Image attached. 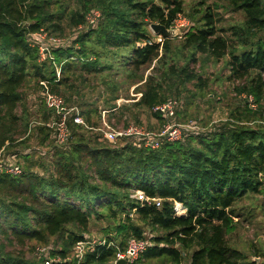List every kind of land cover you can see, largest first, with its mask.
Instances as JSON below:
<instances>
[{"label": "trees", "instance_id": "1", "mask_svg": "<svg viewBox=\"0 0 264 264\" xmlns=\"http://www.w3.org/2000/svg\"><path fill=\"white\" fill-rule=\"evenodd\" d=\"M227 2L244 13L242 23L219 26L213 8L202 3L174 47L172 38L158 42L148 27H172L184 13L183 0H0V150L25 142L19 138L29 129L30 113L19 109L31 82L42 89L40 82L47 81L68 102L81 97L77 82L86 84L89 76L106 73L112 92L122 82L137 84L141 96L135 106L164 124L168 118L153 108L179 99L189 84L205 91L209 79L196 66L202 59L216 64L228 58L232 92L245 98L242 111L213 129L185 130L180 140H164L157 149L101 142L97 135L88 136L93 130L70 119L72 137L55 147L48 175L24 167L19 175H0V235L31 244V250L50 245L53 254L66 256L77 242L93 238L86 235L92 221L108 219L113 225L104 228L107 242L122 250L131 238L149 244L134 264L154 259L183 264L187 258L189 264H250L227 235L242 218L236 205L264 193V0ZM92 9H99L102 18L79 29ZM40 31L56 38L76 32L68 42L52 45L50 56L40 61L34 36ZM150 68L153 72L145 76ZM122 72V82L112 81ZM38 98L45 109L39 119L45 123L52 112ZM117 99L106 98L109 106L102 109L97 98L81 103L80 112L96 127L94 116L99 120L103 110H124L112 103ZM35 127L45 135L43 141L51 136L47 126ZM12 154L25 160L30 156ZM138 190L160 205L133 198ZM175 202L183 204L186 214L176 213ZM6 248L0 242V264H40L23 251ZM117 249L98 246L80 264H114Z\"/></svg>", "mask_w": 264, "mask_h": 264}, {"label": "rangeland", "instance_id": "2", "mask_svg": "<svg viewBox=\"0 0 264 264\" xmlns=\"http://www.w3.org/2000/svg\"><path fill=\"white\" fill-rule=\"evenodd\" d=\"M156 2L160 3V0H156ZM183 2L184 13L179 15L180 19L177 21L178 23H174L173 26L169 28L173 30V35L167 37L173 39L172 43L174 47L179 45L189 26L193 24V18L191 17L192 14L195 13L196 9H200L203 5H209L213 8V11H215L219 19V26L229 27L231 25H238L244 21V13L233 10L227 0H183ZM202 3L204 4L202 5ZM197 17H199V15ZM182 23L184 25H182ZM148 29L154 36V39L157 40L158 35L151 29V25H149ZM75 32L76 31H73L71 35L69 34L66 37L60 38L68 42ZM202 60L205 62H200L196 68L198 71L205 73V77L209 79V88L205 91H198L194 84H189V91L185 92L179 99L176 97V100L179 102L176 116L171 120L168 119V122L182 124L185 129L188 130L203 132L213 129L215 125L221 121H226L229 119L230 114L231 116L237 115L239 111H242L243 108L240 105L243 104L242 100L245 98L244 96L238 97L232 92V82L227 80V76L230 73L229 68H227L228 58H225L216 64L213 61L208 62L205 59ZM40 61H42V59ZM113 61L114 64H117V59H114ZM154 65L155 63L153 66ZM114 71H116V68H114ZM152 72V68L146 70L145 76L151 74ZM104 75H91L89 76V80L86 84H83L80 81L77 82L78 94H81V97L79 95L74 96L73 101H66L67 105L78 106L80 108L81 103H89L97 98V105L101 109L108 108L109 105L105 103V99L118 95L119 99L114 100L112 103L117 106H121L124 110L120 109L115 111V109H108L107 117L112 128L116 130H123L131 125H141L145 131L157 133L161 130L163 123L156 118L152 112L144 107L135 106V103L141 96V92L138 90L137 84L132 85L130 81L122 82L124 78V74L122 72L121 76H114L112 81L119 80L123 84H121L118 91L112 92L111 89L113 85L108 86L105 78H103ZM111 84H113V82H111ZM38 96L41 97V89H38V87L34 85V82H31L30 85H28L26 97L19 109L20 114L23 110L30 113V123L31 121L36 120L42 122L39 118L42 117L45 109L42 107V103L40 101L41 99L38 98ZM83 108L86 109L85 107ZM94 118L99 125L101 122L100 119L98 120L96 116H94ZM193 123H195V127L190 128L188 125H193ZM250 123L253 124L254 122ZM30 127L31 124L29 125V129ZM28 131L25 135L19 138V141H22L23 139L25 142H22V144H16L15 147L9 150L7 149V152L23 153L20 155H27V153H30L28 160H25L23 157L17 158L16 160H20L19 163L24 168H30L34 172L41 175H48V169L52 168V153L56 146L62 147V145L57 144L53 132H51V136L47 140L43 141L45 135H40L37 127L33 126L30 133H28ZM87 134L88 136H91L92 134L97 135L99 136V141L106 142L114 146H120L124 142H131L132 144L140 147L142 146L143 140L142 138H119L116 142L111 143L104 139L102 133L99 131H90L87 132ZM262 204H264V193L261 194V196H254L251 194L238 203L236 207L244 213L242 214V220L237 222L238 225L236 231L230 232L227 235L230 245L243 251L247 255L246 262L250 264L251 262L253 264H264V207ZM242 205H244L246 209H244ZM108 225H113V222L108 219L101 221L94 220L92 221L86 235L96 239H106L107 234L105 233L104 228ZM52 240L56 241L55 238ZM0 242H4L6 244L7 251L15 253L23 251L26 253V257L29 260L34 262L39 261V263L42 264L41 259L36 254L35 248L32 250L30 249V247H32L31 244L22 246V243H19L16 240H12L10 242L9 239L4 238L2 234L0 235ZM33 245L35 247L38 244L34 242ZM143 264L170 263H165L164 260L154 259ZM183 264H189V259L187 258Z\"/></svg>", "mask_w": 264, "mask_h": 264}, {"label": "built area", "instance_id": "3", "mask_svg": "<svg viewBox=\"0 0 264 264\" xmlns=\"http://www.w3.org/2000/svg\"><path fill=\"white\" fill-rule=\"evenodd\" d=\"M102 18V12L99 9H92L86 16V23L79 27L83 29L86 26H95L99 20ZM174 23H178L177 21ZM182 25H184L182 23ZM158 35V42L163 43L164 35ZM37 38V41L40 43V59L45 60L50 56V47L52 45H58L63 42V39L49 36L45 31H40L34 35ZM58 77L61 76L60 69H57ZM43 88L41 89V97L45 101V105L52 112V117L45 123L40 121H32L31 127L28 131L30 133L31 128L37 124H43L47 126L52 132L56 139L58 145H66L71 137L72 131L69 127V120L71 119L73 123L77 125H83L86 129L99 131L102 133L104 139L114 143L119 138H142V145L145 147H150L152 149H157L160 147L163 140L168 142L178 141L183 137L185 130L184 125L173 122H166L162 125L161 130L157 133L152 131H145L141 125L138 126H128L123 130H116L111 127L110 121L108 119V110H103L101 112L100 124L96 127L90 126L84 116L80 112L78 106H69L66 103L65 98L57 93H54L50 90L47 81H41ZM250 101H253V98L249 97ZM179 102L176 99H168L167 101L156 105L153 108L154 112H159L169 120L175 118L177 107ZM140 126V127H139ZM190 128L195 127L193 125H188ZM17 158L12 154L8 153L6 148L0 150V175L10 174V175H19L22 173V165L16 160ZM133 198H136L140 201L150 202L151 200L156 201L157 205H160V200L151 199L146 197L144 193L140 190L136 191L133 195ZM175 211L178 215L186 214L187 209L180 202H175ZM148 243L142 239L131 238L127 244L126 249L122 250L118 247L117 244L113 242H107L106 239H88L77 242V244L72 249L71 253L66 256L61 254H53L52 246H38L36 248V254L41 259L42 264H80L85 259L86 255L96 251L98 246H115L117 247L116 259L114 264L119 259H127L128 264H134L135 261L140 257V255L147 249Z\"/></svg>", "mask_w": 264, "mask_h": 264}, {"label": "water", "instance_id": "4", "mask_svg": "<svg viewBox=\"0 0 264 264\" xmlns=\"http://www.w3.org/2000/svg\"><path fill=\"white\" fill-rule=\"evenodd\" d=\"M151 29L156 33V34H162L166 37H170L173 35V30L167 28L165 25L160 24V23H153L151 25ZM115 264H128V260L127 259H119L118 261H116Z\"/></svg>", "mask_w": 264, "mask_h": 264}, {"label": "crops", "instance_id": "5", "mask_svg": "<svg viewBox=\"0 0 264 264\" xmlns=\"http://www.w3.org/2000/svg\"><path fill=\"white\" fill-rule=\"evenodd\" d=\"M260 196H261V195H260ZM242 206H243L244 209H246V207H244V205H242ZM262 206L264 207V204H262ZM240 212H241V215L244 214L243 211H240ZM238 220H239V218L236 217V218H235V221H238ZM241 220H242V218H241ZM241 220H240V221H241ZM237 225H238V224H237ZM237 225H236V228L233 230V232L236 231V229H237Z\"/></svg>", "mask_w": 264, "mask_h": 264}]
</instances>
